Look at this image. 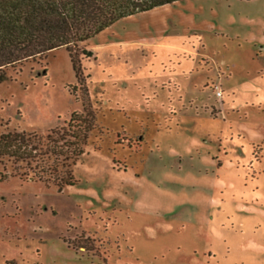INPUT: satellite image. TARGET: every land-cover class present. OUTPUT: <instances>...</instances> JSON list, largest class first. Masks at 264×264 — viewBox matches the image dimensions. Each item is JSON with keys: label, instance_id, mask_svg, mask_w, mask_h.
Masks as SVG:
<instances>
[{"label": "rangeland", "instance_id": "obj_1", "mask_svg": "<svg viewBox=\"0 0 264 264\" xmlns=\"http://www.w3.org/2000/svg\"><path fill=\"white\" fill-rule=\"evenodd\" d=\"M263 29L264 0H178L81 42L79 81L64 48L8 68L0 134L94 123L72 185L0 157V264H264Z\"/></svg>", "mask_w": 264, "mask_h": 264}, {"label": "trees", "instance_id": "obj_2", "mask_svg": "<svg viewBox=\"0 0 264 264\" xmlns=\"http://www.w3.org/2000/svg\"><path fill=\"white\" fill-rule=\"evenodd\" d=\"M175 1L178 0H0V82L8 68L39 59L57 48L67 51L79 81L75 55H90L78 48L81 42L120 18ZM93 123L92 112L83 107L81 112L70 113L65 125L50 129L44 136L2 133L0 157L15 164H31L33 178L58 188L72 185L73 179L64 166L82 153ZM46 162L52 168H44Z\"/></svg>", "mask_w": 264, "mask_h": 264}, {"label": "built area", "instance_id": "obj_3", "mask_svg": "<svg viewBox=\"0 0 264 264\" xmlns=\"http://www.w3.org/2000/svg\"><path fill=\"white\" fill-rule=\"evenodd\" d=\"M215 95L220 96V92L219 91L215 92Z\"/></svg>", "mask_w": 264, "mask_h": 264}]
</instances>
